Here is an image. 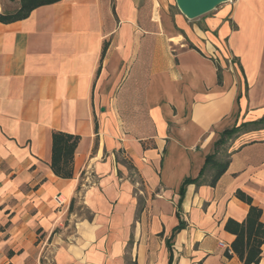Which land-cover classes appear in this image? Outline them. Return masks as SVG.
<instances>
[{
	"label": "crops",
	"instance_id": "1",
	"mask_svg": "<svg viewBox=\"0 0 264 264\" xmlns=\"http://www.w3.org/2000/svg\"><path fill=\"white\" fill-rule=\"evenodd\" d=\"M261 119L264 0L193 21L174 0H61L0 22V264H243L225 226L247 218L237 191L264 223V129L227 140L215 186L179 191ZM54 132L80 137L71 179Z\"/></svg>",
	"mask_w": 264,
	"mask_h": 264
},
{
	"label": "trees",
	"instance_id": "2",
	"mask_svg": "<svg viewBox=\"0 0 264 264\" xmlns=\"http://www.w3.org/2000/svg\"><path fill=\"white\" fill-rule=\"evenodd\" d=\"M16 1V0H11ZM61 0H18L19 6L12 12L0 13V22L9 24L29 17L31 12L41 6L51 5ZM191 47H193L191 45ZM106 48V45H105ZM264 129V119L260 121L242 125L239 128L227 129L221 133L220 138L215 143V151L206 157L204 166L198 178H186L180 188V201L184 197L185 188L188 184L199 181L208 170H212L210 186H215L221 176L225 173L228 161L218 159L219 149L225 145L227 140L233 138L241 130ZM80 142V137L63 132H54L52 135V157L51 169L53 173L62 179L73 178L74 155ZM237 198L249 205L247 218L244 222L238 223L228 220L225 230L235 235L232 243L233 252L239 257L243 264H259L261 261L262 246L264 244V223L261 221L262 210L253 205L251 197L242 191L236 192ZM183 228L182 223L176 227L174 234ZM229 256V255H228ZM172 258L170 259V264Z\"/></svg>",
	"mask_w": 264,
	"mask_h": 264
},
{
	"label": "water",
	"instance_id": "3",
	"mask_svg": "<svg viewBox=\"0 0 264 264\" xmlns=\"http://www.w3.org/2000/svg\"><path fill=\"white\" fill-rule=\"evenodd\" d=\"M232 0H175L178 10L190 21L196 20Z\"/></svg>",
	"mask_w": 264,
	"mask_h": 264
},
{
	"label": "rangeland",
	"instance_id": "4",
	"mask_svg": "<svg viewBox=\"0 0 264 264\" xmlns=\"http://www.w3.org/2000/svg\"><path fill=\"white\" fill-rule=\"evenodd\" d=\"M175 1V0H174ZM224 147H221L220 149H219V154H218V159L219 160H221V161H226L227 160V157L225 156V154H224Z\"/></svg>",
	"mask_w": 264,
	"mask_h": 264
},
{
	"label": "built area",
	"instance_id": "5",
	"mask_svg": "<svg viewBox=\"0 0 264 264\" xmlns=\"http://www.w3.org/2000/svg\"><path fill=\"white\" fill-rule=\"evenodd\" d=\"M55 200H56V203H57L59 206L64 205V200H63L61 197L57 196V197H55ZM220 245L224 247V245H223L222 243H221Z\"/></svg>",
	"mask_w": 264,
	"mask_h": 264
}]
</instances>
